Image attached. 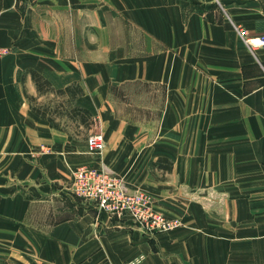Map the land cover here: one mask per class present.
I'll return each instance as SVG.
<instances>
[{
	"label": "crops",
	"instance_id": "0c3cea01",
	"mask_svg": "<svg viewBox=\"0 0 264 264\" xmlns=\"http://www.w3.org/2000/svg\"><path fill=\"white\" fill-rule=\"evenodd\" d=\"M217 2L0 0L12 49L0 58V264H262L264 49L235 27L264 36V0ZM29 70L54 90L77 85L71 105L109 119L100 161L31 111L44 94ZM130 96L135 117L116 107ZM82 165L111 169L184 227L148 233L73 197L69 169ZM195 191L225 193L221 217L186 198Z\"/></svg>",
	"mask_w": 264,
	"mask_h": 264
},
{
	"label": "built area",
	"instance_id": "2783aa9c",
	"mask_svg": "<svg viewBox=\"0 0 264 264\" xmlns=\"http://www.w3.org/2000/svg\"><path fill=\"white\" fill-rule=\"evenodd\" d=\"M235 29L238 37L250 50L264 49V36L249 37L242 27L237 26ZM6 54L7 51L0 48V56ZM85 142L86 152L92 156L100 155L105 148L104 135L98 130L88 135ZM69 172L73 193L94 204L98 211L108 217L128 218L148 233H165L181 226L179 220L154 212L147 194L131 191L121 177L105 167L82 165L70 168Z\"/></svg>",
	"mask_w": 264,
	"mask_h": 264
},
{
	"label": "rangeland",
	"instance_id": "374dc122",
	"mask_svg": "<svg viewBox=\"0 0 264 264\" xmlns=\"http://www.w3.org/2000/svg\"><path fill=\"white\" fill-rule=\"evenodd\" d=\"M2 49H5L7 51V54H10L11 53V48L9 47H0ZM6 55H3V56H0V58L6 56ZM50 95H52V97H50ZM119 99V97H117ZM117 100V103H116V107L119 108L120 110V113L122 115H128L130 117H135V116H138V113L135 112L137 106L136 104L134 103V99L135 97L134 96H130L128 97L127 99L130 100V104L128 105H124L123 103H121V99L120 100ZM63 100H65L64 98L58 96V95H54V94H51V93H46L43 95V98L42 100L38 101L36 100L34 102L35 105L39 106V105H43V106H48V108L50 109V112H53L54 114V118H55V122L58 124V125H61L62 128H64L68 133L69 135L72 137V140L75 142V144L77 146H80L79 144H81L84 140H86V138L88 137V135H90L91 133H94L96 132L97 130L100 131L101 133L104 134V131H105V125L107 124V120L109 119H102L100 118V122L98 121V119L95 117V119L92 120V122H90L88 128H84L82 126V124L80 123L79 121V116H71V114H69V106L64 103L63 104ZM111 104V103H110ZM109 104V105H110ZM113 107H114V99H113ZM140 119H138L140 122H141V117H139ZM94 121H96L97 123L94 124ZM100 123H101V127H100ZM36 152H49L47 149H44V148H39L38 151ZM102 154V153H101ZM100 154V155H101ZM37 155V153H33L32 154V157L35 158ZM100 155H97L96 157H93L94 160H101L102 156ZM100 156V157H99ZM167 165V164H166ZM79 167V166H78ZM74 168H77V167H74ZM72 168V169H74ZM110 171H112L111 169H109ZM70 173V172H69ZM113 173V172H112ZM116 175V174H114ZM118 176V175H116ZM71 177V175H70ZM120 177V176H118ZM122 178V177H121ZM158 179H161L159 177H157ZM254 178V176L250 177V175L247 176V180H248V184L250 183L249 180ZM264 178V177H263ZM123 179V178H122ZM72 180V179H71ZM124 180V179H123ZM248 190L247 192H244L242 193V198L243 199H251V200H254L255 199V191H254V185L251 184V185H248ZM70 191L72 193V196L73 197H77L79 198L77 195H75L72 191V188H71V182H70ZM131 191H141L145 194H147L150 199H151V208L154 212L156 213H159V214H162L163 216H165L166 218H169V219H173V217H170L169 215L165 214L163 211H161L160 209L157 208V202H156V199L154 198V196H152L151 194L145 192V191H142V190H131ZM263 199H264V188H263ZM232 195V199H239V196H238V192H232L231 193ZM188 198V200L190 202H198V203H201V204H211V203H214V206L216 205L215 208H211V209H214L211 211L210 214H214L215 216H219L221 217L222 215V209L223 207H220V205H222L223 203V200L225 199H228L227 195L225 193H221V192H213V191H210V192H191L189 193V195L186 197ZM81 199V198H79ZM82 200V199H81ZM216 203V204H215ZM232 210V209H231ZM238 209L236 208H233V210L231 211L232 214H234L235 212H237ZM251 210V211H250ZM249 211L251 212V214H254V209H250ZM189 211V209H183V215L187 214ZM177 219V218H175ZM179 220V219H177ZM179 222L181 223V226H179L178 228L176 229H179L180 227H184V223L182 222V220L180 219ZM247 226H249V224H247ZM253 226V225H252ZM221 227V226H219ZM231 227V230L232 232H237V227H238V224H233L231 223L230 225ZM174 229V230H176ZM172 230V231H174ZM170 232V231H169ZM247 232V235H251L250 233H254V230L251 231L248 227L246 228V231ZM244 242L247 244V249L249 247H254L252 243L255 242L254 239H245ZM262 242L264 243V225H263V236H262ZM237 243V242H236ZM249 251H253V249H248V252ZM248 262H252V263H258V258L254 259L253 255H250L248 256ZM261 262L262 264H264V245H263V256L261 258Z\"/></svg>",
	"mask_w": 264,
	"mask_h": 264
},
{
	"label": "trees",
	"instance_id": "16d2710c",
	"mask_svg": "<svg viewBox=\"0 0 264 264\" xmlns=\"http://www.w3.org/2000/svg\"><path fill=\"white\" fill-rule=\"evenodd\" d=\"M28 73L30 74L31 79L34 82L38 93L40 94L53 93L58 96L66 95L67 100L65 103L69 106V111H68L69 114H71V116L73 117L79 116V121L82 124V126L84 128H88L90 122H92L91 114L85 109L71 105L73 100L82 94V90L77 85H71L62 90H54L51 87L50 83L36 71L29 70ZM29 100L30 102H33L31 103L30 108H31V111L36 116H38L39 118L43 120L48 121L50 124H52L55 127L59 126L55 122L54 115L56 114H54L53 112H50V109L48 108V106H37L34 104L35 99L30 98ZM163 161L164 159H159L153 164V166H157L158 168L163 169L165 171H170L171 166L166 165V164L163 166L160 164Z\"/></svg>",
	"mask_w": 264,
	"mask_h": 264
}]
</instances>
